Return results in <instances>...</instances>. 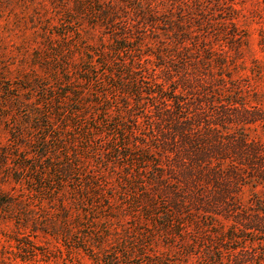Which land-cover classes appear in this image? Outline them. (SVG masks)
Wrapping results in <instances>:
<instances>
[{
    "label": "trees",
    "instance_id": "16d2710c",
    "mask_svg": "<svg viewBox=\"0 0 264 264\" xmlns=\"http://www.w3.org/2000/svg\"><path fill=\"white\" fill-rule=\"evenodd\" d=\"M15 3L32 23L0 53V223L16 258L264 264V92L207 46L209 21L181 18L199 0Z\"/></svg>",
    "mask_w": 264,
    "mask_h": 264
},
{
    "label": "rangeland",
    "instance_id": "374dc122",
    "mask_svg": "<svg viewBox=\"0 0 264 264\" xmlns=\"http://www.w3.org/2000/svg\"><path fill=\"white\" fill-rule=\"evenodd\" d=\"M13 1L11 13L10 10L0 11V53L17 54L20 40L24 35L31 33L32 23L28 22V16L21 12L20 6L15 3L16 0ZM199 2L205 11L203 14L197 10L188 12L181 18L188 20L191 17L194 19V26L201 18L204 22L209 21L212 26L204 33L207 46L227 51L233 68L232 75L240 77L244 83H249L255 91L264 92V0H199ZM16 17L21 19L20 28L16 25ZM194 31L195 35L201 32L200 29ZM262 101L264 106V98ZM254 131L251 133L252 137L264 140V132L260 128ZM248 195V190L244 189L241 195L243 203ZM11 231L10 226L0 223V264H76L74 260L68 259L64 248L60 250L62 253L52 250L54 254L48 258L39 256L34 263L21 262L16 258L12 242L8 238ZM37 245L41 249L46 248L42 244ZM180 259L178 256L171 257L169 264H184ZM186 264L196 263L191 260Z\"/></svg>",
    "mask_w": 264,
    "mask_h": 264
}]
</instances>
